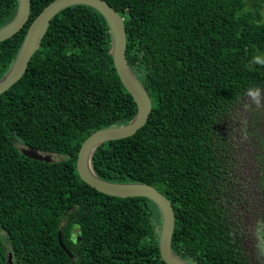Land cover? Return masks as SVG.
Here are the masks:
<instances>
[{
  "label": "trees",
  "instance_id": "1",
  "mask_svg": "<svg viewBox=\"0 0 264 264\" xmlns=\"http://www.w3.org/2000/svg\"><path fill=\"white\" fill-rule=\"evenodd\" d=\"M53 1L32 0L27 24L0 43V79ZM105 1L124 18L127 60L153 110L134 136L97 149L94 171L106 181L144 183L164 194L176 216L172 247L184 261L252 264L225 207L233 205L220 124L252 93L264 96V0ZM17 7L18 0H0V28ZM111 47L97 10L70 7L51 21L25 75L0 96V264H8L9 253L13 264H166L158 206L102 194L77 171L91 134L137 114ZM248 111L246 133L263 197L264 113ZM23 146L55 162L27 158ZM259 225L262 231L264 208ZM59 232L74 259L60 246Z\"/></svg>",
  "mask_w": 264,
  "mask_h": 264
},
{
  "label": "water",
  "instance_id": "2",
  "mask_svg": "<svg viewBox=\"0 0 264 264\" xmlns=\"http://www.w3.org/2000/svg\"><path fill=\"white\" fill-rule=\"evenodd\" d=\"M32 0H18L17 12L9 24L0 28V43L12 38L27 24L31 14ZM85 5L97 10L106 20L111 35V54L117 74L128 93L137 105V114L126 125L98 130L82 144L78 158L77 171L83 182L98 192L118 198H147L154 202L161 214L162 226L159 238V250L166 264H194L181 259L173 250L172 240L175 231V210L172 202L155 187L144 183H117L99 177L93 169L92 158L97 149L105 143L127 139L143 128L153 110L151 97L138 75L127 60V30L124 18L105 0H54L36 17L30 25L23 44L9 71L0 79V96L12 88L27 72L31 58L41 47L51 21L62 11ZM27 158L45 162H55V156L42 154L35 148L20 147ZM59 243L65 252L74 259L65 248L61 232ZM8 264H13L12 254L8 255Z\"/></svg>",
  "mask_w": 264,
  "mask_h": 264
},
{
  "label": "rangeland",
  "instance_id": "3",
  "mask_svg": "<svg viewBox=\"0 0 264 264\" xmlns=\"http://www.w3.org/2000/svg\"><path fill=\"white\" fill-rule=\"evenodd\" d=\"M264 15V10H263ZM252 116L264 113V96L252 93L243 100L220 124V129L228 142L229 162V204L226 207L232 215L233 227L241 238V244L252 264H264V228L260 231V212L264 208V196L258 187L261 174L259 164L254 160V141L246 133L249 111ZM232 181V182H231ZM263 200V201H262ZM236 208H238L236 210ZM235 224V225H234Z\"/></svg>",
  "mask_w": 264,
  "mask_h": 264
}]
</instances>
